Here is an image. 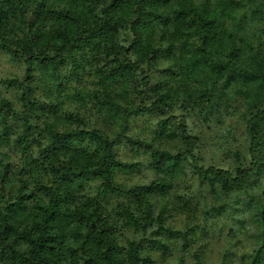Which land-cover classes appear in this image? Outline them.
I'll list each match as a JSON object with an SVG mask.
<instances>
[{
	"label": "clouds",
	"instance_id": "1",
	"mask_svg": "<svg viewBox=\"0 0 264 264\" xmlns=\"http://www.w3.org/2000/svg\"><path fill=\"white\" fill-rule=\"evenodd\" d=\"M0 46V264H254L264 0H23Z\"/></svg>",
	"mask_w": 264,
	"mask_h": 264
},
{
	"label": "trees",
	"instance_id": "2",
	"mask_svg": "<svg viewBox=\"0 0 264 264\" xmlns=\"http://www.w3.org/2000/svg\"><path fill=\"white\" fill-rule=\"evenodd\" d=\"M23 3V0H0V27L6 26L12 19H15L17 12L20 10V6ZM91 42L90 37H82L81 43L84 45H87ZM0 51L6 52L7 49L5 46H0ZM45 60L48 58L45 57ZM43 63V61H41ZM63 63V61H61ZM31 71V69H29ZM31 127V126H30ZM27 147V145L25 146ZM65 179H68L65 177ZM30 198V197H29ZM23 199V197H21ZM11 207V206H10ZM50 219H56L57 213L53 212L52 215L49 217ZM82 227V225L80 226ZM10 226H5V231H10ZM52 239V238H49ZM52 248H49V251H51ZM264 255V247L258 252L257 259L261 260V256Z\"/></svg>",
	"mask_w": 264,
	"mask_h": 264
},
{
	"label": "rangeland",
	"instance_id": "3",
	"mask_svg": "<svg viewBox=\"0 0 264 264\" xmlns=\"http://www.w3.org/2000/svg\"><path fill=\"white\" fill-rule=\"evenodd\" d=\"M0 53H5L4 51H0ZM37 119H39V117H37ZM231 231V230H230ZM145 242L144 241H141V244L143 245ZM258 254V253H257ZM229 255H232V254H229ZM254 264H264V255L261 256V260H258L257 259V256H256V260L254 261Z\"/></svg>",
	"mask_w": 264,
	"mask_h": 264
}]
</instances>
